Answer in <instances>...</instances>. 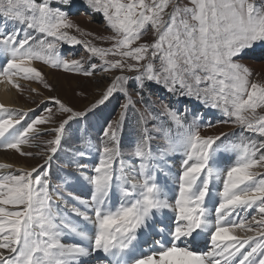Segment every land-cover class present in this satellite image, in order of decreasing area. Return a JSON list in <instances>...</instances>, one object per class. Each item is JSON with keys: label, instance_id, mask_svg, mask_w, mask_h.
Returning a JSON list of instances; mask_svg holds the SVG:
<instances>
[{"label": "rangeland", "instance_id": "1", "mask_svg": "<svg viewBox=\"0 0 264 264\" xmlns=\"http://www.w3.org/2000/svg\"><path fill=\"white\" fill-rule=\"evenodd\" d=\"M73 2L79 4L71 14H65L63 8L56 6ZM81 3L87 4L90 12L87 6L83 10ZM7 13L11 17L1 19L0 46L6 47L7 43L13 42L5 49L10 52L15 46L11 51L15 58L28 56L33 63L50 69L54 61L59 70L48 72L39 67L37 71L19 74L15 86L20 101L4 108L5 118L14 119L16 123L9 135L0 138V151L15 150L20 159L36 166L29 171L20 166L4 171L0 161V214L5 216L3 219L0 216V221H3L0 237L4 238L0 240V264H19L20 256L26 262L25 258L32 256L35 261V256L43 252L45 246H49L47 252L50 256L55 242L65 234L56 215L66 208L63 202L74 196L82 197L88 204L85 209L88 216L93 212L96 218L99 196L103 200H111V196L129 193V198L122 200L121 206L111 211L114 219L117 217L119 221L125 218L130 223L132 219L130 234L127 235L139 233L146 216L160 204V161L181 148L186 154V151L190 152L188 156L194 154L216 170V194L219 198L239 200L237 211L227 207L224 214L232 211L238 216L232 221L233 225L240 224L242 229L249 227L254 234H260L261 255L253 264H264V152L248 166L252 156L251 146L227 143L225 138L215 144L209 143L227 130L244 129L245 133L252 135L255 128L264 126V59L257 57V52L252 50L264 44V0H10ZM15 20L20 27L19 32H15L12 26ZM67 45L77 48L63 59L60 53L72 49ZM1 64L4 67V63ZM5 72L1 68L0 77ZM104 73L113 76H105ZM149 82L154 84L152 90L144 92V84ZM34 85L39 86L41 91L33 90ZM167 92L170 97L173 94L191 97L175 103L163 96ZM141 93H147L153 101H157V106L166 115L173 114L169 107L171 104L176 106V112L181 109V114L192 112L199 115L205 124L224 122L200 128V146L179 144L160 156L151 154L149 158L124 160L117 165L111 158L105 160V164H100L98 160L93 163L97 169L88 158L97 156L92 147L68 150L62 146L63 140L73 131L72 124L78 131L82 129V124L92 123L98 127L94 112L101 104L105 106L107 103L118 107L106 112L109 123L102 130L107 137L106 140L100 137L104 147L108 148L106 143L110 142L113 133H120L129 125L128 120L131 121L139 112L144 114L147 124L146 136L155 140L157 134L160 138L161 131L144 106L145 98ZM216 96L229 107L232 119L226 107V113L224 109H219L222 115L212 111L213 106L220 107ZM45 102L49 104L40 115L31 117L30 112ZM23 105H28V109ZM32 127L42 129L24 134ZM261 132L264 135V129ZM181 137L182 133L169 144L155 142L160 147L170 148ZM219 142L221 146H217ZM20 146H26V151L18 149ZM227 152L233 158L231 162L226 158ZM180 159L187 162L183 152ZM233 161L244 168L242 172L246 177L243 184L236 187L230 186L238 179L232 177L231 170L236 168ZM50 166L59 167L64 176L51 178ZM44 168L45 172L42 171ZM80 169L96 170V173L112 170L111 176L99 178L94 174L86 182L81 178L84 176L77 172ZM130 171H133L129 177L134 183H137L138 176V183H144L142 192L139 187L132 190L127 187L125 177ZM73 172H77L78 177ZM83 183L88 184L86 189L82 187ZM53 192L61 202L53 199ZM188 192L184 215H191L195 222L192 226L205 228L208 223L214 222L217 211L206 207L198 190ZM101 215L99 221L102 228L111 233L115 226L124 224L113 225L114 219ZM105 220L109 222L104 224ZM14 222L16 226L19 222L20 226L10 234L16 236L20 244L16 239L11 244L5 241L6 229ZM154 222L158 225L162 220L155 218ZM231 224L227 229L232 228ZM32 227L35 229L30 231ZM170 227L173 228L171 224ZM235 230L241 229L236 227ZM119 231L112 234L111 241L120 238ZM218 234L220 241L229 240V243L238 244L237 250H233L236 258L230 264L248 261L242 255L241 247L256 248L251 240L246 244L235 242L232 238H221L222 234H228L226 229H221ZM41 236L46 238L40 239ZM40 241L44 245H40ZM28 242L32 246L28 247ZM230 246L232 244L228 248ZM27 247L18 257L19 250L24 251L23 248ZM208 249L212 250V247ZM184 250L196 256L193 263L201 264L196 252ZM253 254L257 255L255 251ZM142 263L153 264L151 256H144Z\"/></svg>", "mask_w": 264, "mask_h": 264}, {"label": "bare ground", "instance_id": "2", "mask_svg": "<svg viewBox=\"0 0 264 264\" xmlns=\"http://www.w3.org/2000/svg\"><path fill=\"white\" fill-rule=\"evenodd\" d=\"M14 49L15 46L12 47L11 51ZM11 51H0V69L3 68L6 70L5 75L0 77L1 139L11 133L16 123L14 119L5 118L6 111L4 108L5 105H14L20 101L18 88L15 86L19 81V74L27 73L30 70L35 71V69L37 71L39 67H43V69H46L48 72L56 71V69L37 65L27 57L15 58ZM7 61L10 63L7 64ZM1 63H4V67H2ZM62 73L64 75L67 74L66 72ZM13 74H16V76L13 77ZM104 75L113 76L110 73H104ZM104 81L107 82L109 80ZM33 90L36 92L41 91L40 87L36 85L33 86ZM23 106L28 109V105ZM216 109L218 108L215 107L212 111L214 112ZM216 114L221 115L220 112H216ZM40 129L42 128L32 127V129H28L24 134H31L32 131ZM25 148L27 147L20 146L18 149L26 151ZM14 151L15 150L0 151V161L3 162L2 169L4 171L16 169L18 166L29 171V169L36 166V164L30 165L20 159ZM181 152L187 157V162L186 160L181 161ZM186 152L187 154L190 153L188 151ZM223 152L225 153L226 151ZM187 154L185 150L181 148L170 154V156H166L163 160L164 163L160 161L161 167H164V169L160 172L158 179L160 195L159 206L152 209L151 214L146 216L144 227L140 233H137L135 236L131 235L126 238L124 237L122 241L118 243L110 242L108 245L110 239L108 231H105L104 228L103 230L98 228L94 223V216L90 215L86 217L85 211H80L81 208L87 206V203L82 197L74 196L73 198L66 199L63 202L66 209L57 217L59 222L63 225L66 234L56 243L57 254L52 258H40V264H143L138 258L146 254L151 256L153 264H195L192 260L196 258V256L184 249L196 252L197 260H200L201 264H230V262L236 258V254L233 250H237L238 244H233L232 241L229 243V240L220 241L217 236L219 237L218 233L221 229H226L228 231V234H222L220 236L221 238H232L235 242H246V244L251 240L252 243L256 245L255 250H251V247H241L240 251L243 252L242 255L245 256L248 261L243 262L240 260L239 263H255L254 261L257 256H255L253 252L255 251L256 254L259 253L260 234H254L253 230L249 227L242 229L239 227L240 224L233 225L232 221L238 216L233 214L232 211L224 214L227 207L231 209L236 208L235 211H237L239 200L237 202L235 199L224 200L225 198H219L216 194V187L218 186L216 182V170L212 168L210 163L204 162L199 157L195 158L194 154L190 156ZM226 154V158L230 160L228 162H231L233 160V158L230 157L231 154L228 152ZM88 158L91 163L98 159L95 156H88ZM233 162L232 164L236 166V168L231 170L232 177H238V179L235 182H231L230 186L236 187L242 185V181H244L246 177L242 172L244 168L238 167L240 165L237 161ZM82 169L77 172L84 176L83 178H85V181L93 177L94 171L90 172V170ZM126 178L129 186L135 189L137 183H134V180L130 178L129 175H127ZM189 190H198L204 199L206 207L209 208V210L217 211L214 222L211 224L208 223L205 228L192 226L195 222L191 219V215H184L186 198L189 194ZM125 195L128 196V194ZM52 197L54 200L57 199V195L54 192L52 193ZM56 201L61 202V200L59 201L58 199ZM97 204L100 205L102 214L111 211L110 201L105 203L99 202ZM168 217L172 218V220L168 219ZM155 218H161L162 222L158 225L155 224ZM229 223H232V228L228 229L232 230L227 229ZM170 224L173 228L170 227ZM236 227L241 230H235ZM121 229H128V226L122 225ZM5 237V241L11 244V239L8 235ZM2 238L3 237H0V240ZM154 238H159L162 244H159ZM3 240L4 238L1 241ZM230 244H232V246L228 248ZM209 246L212 247V250L208 249ZM104 254V260H98L100 259L99 257H102Z\"/></svg>", "mask_w": 264, "mask_h": 264}, {"label": "trees", "instance_id": "3", "mask_svg": "<svg viewBox=\"0 0 264 264\" xmlns=\"http://www.w3.org/2000/svg\"><path fill=\"white\" fill-rule=\"evenodd\" d=\"M9 1L10 0H1L0 1V17L8 14L7 8H8ZM71 4L72 3L65 4V5H56V6L63 8L65 10V14H71L70 13ZM50 5H52V2H50ZM15 23H16V26L18 27L19 25L17 24V20H15ZM50 33L51 32H49V34ZM252 50L254 52H258L262 56V59H264V44H261V45L257 46V48L252 49ZM51 65H52V63H51ZM52 69L59 70L56 66H53V65H52ZM153 85L154 84L151 82L145 83L144 84V92L151 91ZM141 95L143 96V98H145V101H144L145 105L144 106L151 113V115L153 117L152 118L153 122L158 126L159 129H164L163 126L159 125L158 120L155 116L156 111L153 109V104H157L158 102L153 101L151 99V96L147 93L146 94L141 93ZM179 96H186V95H179ZM48 104L49 103H43L40 106V108L37 109L36 112L38 113V115L40 114L41 111L44 110L45 106H47ZM117 107L118 106H116V105H111L110 103L109 104L107 103V105H106L107 110L106 111L110 112L112 110H116ZM113 116H114V114H113ZM143 116H144V114L139 112L138 114H135L132 117L131 121L128 120L129 125L125 128H122V133L119 134V137L121 138L120 141L122 143L123 142L135 143V142L143 139L142 131L144 130V128L147 127L146 121L143 118ZM108 123H109V117H108V115H106L105 125H107ZM263 129H264V126L259 127L255 132V137L253 138V141L255 143V149H256L254 159L257 156H260V154L264 152V135L261 132ZM91 136H92V138H96L97 142L101 143L100 137H103V138L105 137V140H106L107 133H105L104 130H101L99 132H94L93 135H91ZM72 139L74 140V142L76 141V138L73 136H72ZM69 142L71 143V141H69ZM77 142H80V141H77ZM70 143H68V144H70Z\"/></svg>", "mask_w": 264, "mask_h": 264}]
</instances>
